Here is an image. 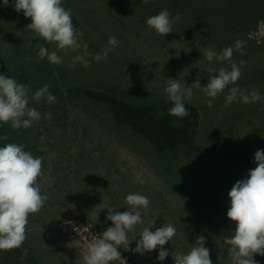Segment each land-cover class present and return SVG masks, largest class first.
Instances as JSON below:
<instances>
[{"label":"rangeland","instance_id":"obj_1","mask_svg":"<svg viewBox=\"0 0 264 264\" xmlns=\"http://www.w3.org/2000/svg\"><path fill=\"white\" fill-rule=\"evenodd\" d=\"M263 1L62 0V6L71 9L78 39L88 44V52L93 57L109 47L110 36L119 41L107 59L97 62L89 57L88 67L80 63L70 66L78 53L60 50L55 42L45 46L49 52L56 51L61 55L64 63L54 65L46 58L40 59L39 48L45 42L34 37L35 33L27 28L31 18H26L22 10L18 13L11 6H0V11L7 9L0 18V61L7 77L24 74L29 82L48 85L53 89L52 93L57 90L65 95L76 87H90L112 90L121 98L142 92L146 101L168 102V94L164 91L167 78L185 81L187 85L199 79L200 87L193 88L191 99L185 101L196 107L200 114L196 140L198 144L202 145L204 141L205 146L214 145L217 151H223L233 147L239 130L245 131L264 120V6L257 16L259 2ZM99 2L103 8L95 6ZM164 9L172 16L181 15V20L173 26V33L165 37L146 24L147 18ZM256 16L253 26L246 29ZM225 24L228 26L221 27ZM232 25L245 37L243 41L248 51L234 50L230 60L214 59L209 63L204 55L206 50L214 49L220 53L227 47H234L240 36L237 33L232 36ZM233 62L240 65L239 80L226 87L209 107L207 101L211 98L203 90L211 75L208 69L231 70ZM232 87H238L246 95L259 91L260 100L251 103L233 101L226 106L225 99ZM32 96L30 106L35 107L42 118L28 128L30 134L23 133L25 136L17 138L22 141L24 136L20 145L42 159V174L37 183L49 203L46 201L38 212L29 215L27 239L22 247L0 250V264H84L85 246L112 226L106 219L108 208H113V212L127 210L129 193L143 194L152 200L148 211L141 210L143 223L128 233L129 249L120 246L124 257L111 264H160L158 249L144 255L132 251L139 235L153 221L155 227L151 231L166 224L176 228V235L163 246L170 255L162 264H174L175 255L189 252L200 235L206 237L205 246L210 249L213 264H232L230 255L224 253L214 235L205 228V208L199 210L202 221H194L196 216L183 198L96 117L86 115L73 105L65 107L64 112L60 108L53 109L52 104L44 103L43 99L36 101L31 99ZM47 113L52 114L50 120L44 118ZM0 146H3L1 142ZM79 153L84 156L80 160L77 159ZM183 169L186 171L187 166L179 167L182 172ZM79 170L86 181L77 190L89 195L79 194L82 199L77 197L78 204H75L77 190H72V198L69 195L74 187L73 176L78 175ZM249 170L236 164L219 177L207 170L205 174L208 182L225 190L224 194L228 196L232 186L245 178ZM187 174L194 178L195 168ZM75 182L78 185L76 178ZM185 183L183 181L182 185ZM217 204L223 205V202L219 199ZM208 217V221L218 219ZM212 228L215 232L224 231L218 225H212ZM191 232H196L192 239ZM177 238H181L176 241L179 245H175Z\"/></svg>","mask_w":264,"mask_h":264},{"label":"clouds","instance_id":"obj_2","mask_svg":"<svg viewBox=\"0 0 264 264\" xmlns=\"http://www.w3.org/2000/svg\"><path fill=\"white\" fill-rule=\"evenodd\" d=\"M0 6H11L18 13L22 10L26 18H31L27 28L35 33L34 37L45 42L40 45L38 57L46 58L54 65L63 64L64 59L56 51L49 52L45 46L48 43L55 42L60 50L78 53L72 58L70 66L80 63L84 67L89 66V57L97 62L107 59L110 51L119 44L115 36H110L109 47L93 57L88 52V44L78 39L71 9L64 8L62 0H0ZM180 20L179 13L172 16L164 9L147 18L146 24L165 37L173 33V26ZM244 43L237 38L234 47H227L220 53L208 49L204 55L209 63L214 59L228 61L234 50H243ZM208 72L211 75L208 76V83L203 90L207 97L211 98L207 103L212 107V101L226 87L239 80L241 70L240 65L233 62L231 70L221 68L217 72L215 68H209ZM200 85L199 79L187 85L185 81L167 78L164 91L173 104L168 110L169 115L178 119L189 116L185 101L191 99L193 88H199ZM29 93V85L0 73V124L8 123L13 129L19 130L29 128L41 120V113L30 106ZM31 99H45L49 104L57 102L48 85L35 91ZM240 100L244 103L259 101L260 93L252 91L250 95H246L241 93L238 87H232L226 96L225 104L227 106ZM44 118L50 120L52 114L47 113ZM6 139L7 137H0V140ZM253 162L256 167L250 169L245 178L238 180L228 193L227 217L235 222L236 226L234 234L226 237L224 242L229 245L228 253L232 264H258L254 256H264V149L255 152ZM41 174L42 159L26 151L24 145L6 143L0 146V250L20 248L27 239L26 225L29 223V215L38 212L48 199L41 193L37 183ZM150 203L146 195L129 193L126 196L127 210L113 212V208H108L106 219L111 221L112 226L103 231L100 238L93 239L85 246L84 264H111L121 260L120 246L129 249L128 233L136 225L143 223L141 210L148 211ZM154 227L155 221L150 227L144 228L139 235L140 239H135L136 246L132 251L144 255L158 249L157 260L162 264L170 255L169 250L163 246L176 235V228L172 224H166L151 231ZM205 241L204 235L198 236L189 252L175 255L174 264H213L210 249L205 246Z\"/></svg>","mask_w":264,"mask_h":264},{"label":"trees","instance_id":"obj_3","mask_svg":"<svg viewBox=\"0 0 264 264\" xmlns=\"http://www.w3.org/2000/svg\"><path fill=\"white\" fill-rule=\"evenodd\" d=\"M259 3L260 12L258 11L257 16L261 13V9L264 6V1ZM96 4L94 5H101L100 7L103 8L101 2ZM6 12L7 9L4 12L1 10L0 18ZM257 16L246 29L253 26L252 24ZM227 26L228 24L221 25V27ZM225 31L229 33L233 31V37L237 33L233 25L231 31H228L226 28ZM237 34L240 36V40L243 41V38L245 39L243 35ZM245 45L244 43L243 50L239 52L246 53L248 51ZM14 78L17 82L30 86V96L34 95L35 91L44 86L40 83L29 82L24 74H17ZM49 89L52 93L53 89L51 87ZM54 95L57 98V102L52 104L53 109L60 108L64 112V108L67 106L73 105L79 107L86 115L94 116L100 120L114 137L144 159L183 198L187 208L196 216L194 221H202L199 210L205 208V220L207 221H204L205 228L210 231V234L214 235L220 248L224 249V253L229 255V245L225 244L224 241L226 237L234 234L233 231H235L236 226V223L227 217L229 198L225 195V190L208 182L207 179L209 178L206 177L205 170L208 173L215 172V177L216 175L219 177L220 173L236 164L252 169L256 165L253 162L255 152L259 149H264L263 119L260 122H263L262 124L254 123L245 131L239 132V130L237 138L232 142L233 147L217 151L214 145H212L213 147H207L204 145V141L202 145L197 143L196 137L201 118L198 109L193 105L185 103L190 115L183 119H178L175 116H170L168 113V110L173 106L171 101L165 102L159 100V102H156L152 99L146 101L142 92L136 94V96L131 95L130 98H121L116 96L112 90L76 87L69 90L66 95L55 90ZM43 102L47 103L45 99H43ZM29 131L31 130L28 128L13 129L8 123L0 124V137H7L6 140H0V142L3 145L6 143L20 145L25 139L24 134H30ZM22 135H24L23 140L20 141L17 137H22ZM83 157V154L80 155L79 153L77 159L80 160ZM180 166H187V170L183 169V172L180 171ZM194 168L196 176L191 178L187 173L194 170ZM202 168L204 169L202 170ZM76 174L78 175L73 176L74 187L71 188L70 198L73 196L72 190L79 189V186L86 181L85 177L80 174V170ZM75 178L78 185H76ZM190 180L193 183L189 182ZM183 181L187 182V184L182 185ZM77 193L74 196L75 204H78L76 201L77 197L78 200L82 199L79 194L82 193V196L86 197L89 195L88 192L83 190H77ZM219 199L223 202V205L217 204ZM149 200L151 201L152 199ZM207 216H214L218 219H216V222H213L212 219L208 221L209 217L207 218ZM212 225L215 227L218 225L224 231L222 233L215 232ZM179 226L183 225L180 224ZM202 226L204 227V224ZM195 234L196 232H191L190 239ZM177 240L181 241V238L175 240V245H179L176 242ZM119 250L121 251V256L124 257L122 250ZM254 258L258 264H264V256L255 255Z\"/></svg>","mask_w":264,"mask_h":264},{"label":"flooded vegetation","instance_id":"obj_4","mask_svg":"<svg viewBox=\"0 0 264 264\" xmlns=\"http://www.w3.org/2000/svg\"><path fill=\"white\" fill-rule=\"evenodd\" d=\"M5 72H6L5 66H4V64L2 63V61H0V73H3V74L6 75Z\"/></svg>","mask_w":264,"mask_h":264}]
</instances>
